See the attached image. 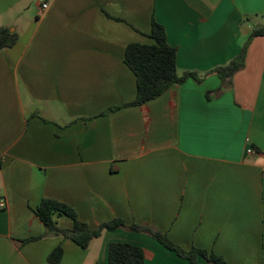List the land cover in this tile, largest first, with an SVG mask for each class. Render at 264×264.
<instances>
[{"label": "crops", "instance_id": "crops-1", "mask_svg": "<svg viewBox=\"0 0 264 264\" xmlns=\"http://www.w3.org/2000/svg\"><path fill=\"white\" fill-rule=\"evenodd\" d=\"M152 21L176 49L178 74L201 82L123 107L136 95L125 49L153 44ZM255 27L264 0H53L40 15L37 0H0V28L18 37L0 52V264H48L58 246V264H108L111 243L142 248L144 264H191L125 228L82 250L46 232L34 212L43 199L92 230L119 219L186 252L264 264V37L248 43L228 85L213 72Z\"/></svg>", "mask_w": 264, "mask_h": 264}, {"label": "trees", "instance_id": "trees-1", "mask_svg": "<svg viewBox=\"0 0 264 264\" xmlns=\"http://www.w3.org/2000/svg\"><path fill=\"white\" fill-rule=\"evenodd\" d=\"M148 37L153 40V44L134 43L129 44L125 49L123 62L135 77L136 95L134 101L123 107L140 106L155 100L170 87L183 84L188 79H192L197 83L201 82V77L194 72L186 71L181 75L178 74L176 49L168 45L165 31L161 25L152 21ZM257 37H264V27L253 28L249 39L238 56L227 65L213 71L222 81V84L228 85L234 73L242 68L246 47L252 39ZM17 40L16 33L10 32L7 28H0V52L13 47ZM34 212L46 232L55 234L62 239L71 240L82 250H86L90 242L99 238L103 232L125 228L133 233L148 235L165 249L174 252L182 259L188 260L191 264H194L199 257L210 264H226L221 257L207 253L204 250L192 248L186 252L173 244L166 235L146 225L132 224L126 227L122 220L114 219L92 230L77 219L70 207L55 200H41ZM54 215L64 216L72 220V228L69 230L59 229L53 220ZM33 240L35 239L23 242L27 243ZM61 258L62 249L58 246L48 256L47 263L58 264ZM108 264H144V252L142 248L128 243H111L108 247Z\"/></svg>", "mask_w": 264, "mask_h": 264}, {"label": "built area", "instance_id": "built-area-1", "mask_svg": "<svg viewBox=\"0 0 264 264\" xmlns=\"http://www.w3.org/2000/svg\"><path fill=\"white\" fill-rule=\"evenodd\" d=\"M53 0H37L38 14L46 12ZM252 149L247 150V154H253ZM3 203L0 201V210L2 209Z\"/></svg>", "mask_w": 264, "mask_h": 264}]
</instances>
